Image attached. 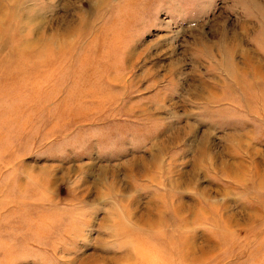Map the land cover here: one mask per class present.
<instances>
[{
  "label": "rangeland",
  "instance_id": "1",
  "mask_svg": "<svg viewBox=\"0 0 264 264\" xmlns=\"http://www.w3.org/2000/svg\"><path fill=\"white\" fill-rule=\"evenodd\" d=\"M262 82L264 0H0V264H264Z\"/></svg>",
  "mask_w": 264,
  "mask_h": 264
},
{
  "label": "bare ground",
  "instance_id": "2",
  "mask_svg": "<svg viewBox=\"0 0 264 264\" xmlns=\"http://www.w3.org/2000/svg\"><path fill=\"white\" fill-rule=\"evenodd\" d=\"M116 34V33H115ZM114 35V34H113ZM119 36V35H118ZM113 37V36H112ZM254 66V65H253ZM260 68V67H259ZM261 71V70H260ZM255 73V72H254ZM261 88L263 89L264 88V83L262 82V86ZM264 91V90H263Z\"/></svg>",
  "mask_w": 264,
  "mask_h": 264
}]
</instances>
